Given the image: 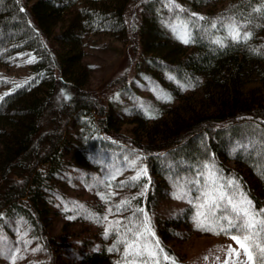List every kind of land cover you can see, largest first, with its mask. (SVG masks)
<instances>
[{"label": "trees", "instance_id": "16d2710c", "mask_svg": "<svg viewBox=\"0 0 264 264\" xmlns=\"http://www.w3.org/2000/svg\"><path fill=\"white\" fill-rule=\"evenodd\" d=\"M101 39L127 66L95 91ZM261 221L264 0H0V264H188L190 229L264 264Z\"/></svg>", "mask_w": 264, "mask_h": 264}, {"label": "rangeland", "instance_id": "374dc122", "mask_svg": "<svg viewBox=\"0 0 264 264\" xmlns=\"http://www.w3.org/2000/svg\"><path fill=\"white\" fill-rule=\"evenodd\" d=\"M146 25L150 26L149 23ZM182 38L183 36L180 34L178 39ZM97 44L94 48L87 50L84 58V65L88 70L85 77L86 84L95 91H99L102 87H105L108 81L117 76L118 73L123 72L127 66L126 43L124 44L121 41L115 40L104 41L101 39ZM133 77V85L136 86L137 83L142 82V78L140 79L138 74ZM158 98L151 96V104L157 106L168 104L167 101ZM175 105L177 103H171L168 107H174ZM168 107L167 110L169 111L171 108ZM126 123L122 126L123 131L127 130L126 127L130 126V124ZM70 190L73 191L72 189ZM64 222V218L56 216L55 220L52 221L53 231H59ZM232 236H237L241 240L245 237L241 235L206 236L190 229L180 237L171 240L169 245L176 253L182 255L188 264H255L249 241H245V244L252 254L251 260L248 259L244 249L232 239ZM237 252L239 255H236Z\"/></svg>", "mask_w": 264, "mask_h": 264}, {"label": "snow or ice", "instance_id": "6c2138e0", "mask_svg": "<svg viewBox=\"0 0 264 264\" xmlns=\"http://www.w3.org/2000/svg\"><path fill=\"white\" fill-rule=\"evenodd\" d=\"M233 38L234 39H240V36H239V32L238 30L236 29H233ZM185 42H187V40L185 39ZM220 199L223 200V199H226V197L222 194L220 196ZM212 204H215V201H212L211 202ZM229 204H231V201H228ZM232 209L233 211H235L237 213V217H240L241 215L244 216V217H247L248 219L246 220V222L243 224V227L244 228H252L254 227L255 225V221L254 219L249 215V213L246 211V210H243V209H239L236 205H232ZM261 224H264V221H261L260 222ZM228 227H235V224H233L232 221H228ZM211 230V229H209ZM223 230V229H222ZM232 239L236 241L237 244L240 245V247L242 249H244L245 253L247 254L248 256V259L251 260L252 259V254L251 252L249 251L248 247L246 246L245 244V241L248 240V237L245 236L243 240H241L239 237L237 236H232ZM235 251V250H233ZM236 255H239V253L237 252ZM173 264H175V262H173Z\"/></svg>", "mask_w": 264, "mask_h": 264}]
</instances>
